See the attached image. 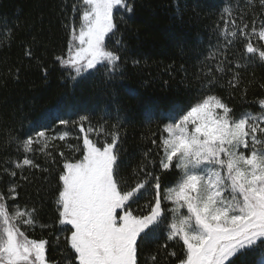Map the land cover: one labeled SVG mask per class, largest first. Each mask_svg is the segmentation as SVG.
Wrapping results in <instances>:
<instances>
[{
	"label": "snow or ice",
	"instance_id": "obj_1",
	"mask_svg": "<svg viewBox=\"0 0 264 264\" xmlns=\"http://www.w3.org/2000/svg\"><path fill=\"white\" fill-rule=\"evenodd\" d=\"M252 2L247 0L249 7ZM258 3L260 12L250 18L240 8L236 15L230 7L223 10L228 17H221L225 43L212 53L220 56L215 70L202 72L199 94L190 103L161 114L169 122L150 130L148 137L155 152L148 149L127 179L118 151L119 110L117 123L95 127L87 115L73 120L54 112L49 118L59 127H42L23 141L6 138L5 144L17 142L24 156L3 169L10 177L19 172L22 183L12 181L6 191H0V264H61L48 256L49 249L61 243L63 264H233L231 258L238 254L264 248V98L258 100L259 114H237L214 91L225 76L231 77L226 81L229 87L239 86L240 73L234 67L241 64L225 54L232 38L246 41V63H254L253 56L264 63V44L256 46L252 40L264 41V0ZM121 6L132 11L126 0H82L72 5L73 13H82L79 24L73 19L65 25L70 36L67 51L56 57L70 70V79L78 81L100 68L109 81L122 74L121 41L113 49L106 45V38L118 27L114 9L119 11ZM10 34L8 30L6 35ZM25 54L33 55L30 48ZM153 118L149 110L146 119ZM72 129L83 134L82 145H67L79 158L66 157L57 143L66 142ZM93 133L95 139L90 138ZM53 151L63 160L55 188V217L51 225L40 227H52L54 239L30 238L26 229L37 226L40 209L17 203L20 187L29 181L24 170L51 174L34 156L43 154L46 162L56 164ZM149 194L143 207L133 209ZM162 231L164 242L159 243ZM172 241L181 242L180 254L170 250ZM148 243L156 247L142 262L143 246Z\"/></svg>",
	"mask_w": 264,
	"mask_h": 264
},
{
	"label": "trees",
	"instance_id": "obj_2",
	"mask_svg": "<svg viewBox=\"0 0 264 264\" xmlns=\"http://www.w3.org/2000/svg\"><path fill=\"white\" fill-rule=\"evenodd\" d=\"M126 2L132 11L129 13L123 7L119 11L114 9L118 27L115 34L106 39L109 49L116 47V41H121L122 74L109 81L103 75L104 69L100 68L73 81L70 72L60 66L56 57L66 54L70 36L65 25L75 19L78 27V16L82 13H73L72 5H80L82 0H0V191H6L12 181L22 183L19 172L17 177L3 173L4 168L11 167V161L24 156L17 142L6 145V138L10 135L23 141L42 127H59L49 118L54 112H59L61 118L73 120L79 115H87L95 127L105 122L108 126L117 123L119 110L122 119L118 151L124 161L123 175L127 179L148 149L155 152L148 137L150 130L155 132L169 122L162 119L161 114L169 113L175 105L190 103L199 94L202 72L208 68L215 70L220 56L212 53L225 43L221 37L224 27L221 17H228L223 10L230 7L236 15V9L240 8L249 18L251 13L260 12L258 0H253L251 7L247 0ZM260 19L257 18V23ZM8 30H11L10 35H6ZM229 31H232L230 26ZM232 40L225 54L234 64L236 61L241 64L238 69L234 67V71L240 73L239 86L229 87L226 81L231 77L225 76L214 91L237 114L244 111L259 114L258 100L264 98L261 87L264 85V63L258 56L252 57L254 63H246L247 54L243 51L246 41L240 36ZM252 40L256 46L264 44L258 37H252ZM29 48L31 57L25 54ZM44 69H47L46 73ZM203 82L207 83L206 80ZM149 110L154 113L151 121L146 119ZM82 136L78 129H72L66 142H57L59 150L64 151L66 157L79 158L80 154L70 151L67 145H82ZM90 137L96 138L94 133ZM53 155L57 157L56 164L50 160L46 162L43 154L34 156L37 163L51 170V174L37 169L24 170L29 181L20 187L17 203L40 209L37 226L26 229L30 238L54 239L50 235L54 232L52 227L43 230L40 227V224L51 225L55 217V188L63 160L58 151H53ZM147 198L150 194L142 196L132 205L133 209L143 207ZM58 234L63 237L66 233ZM163 242L162 231L159 243ZM155 247L153 243L143 246L142 262ZM169 248L180 254L182 244L172 241ZM64 255L62 243L48 251V256L61 264ZM231 259L233 264H260L264 260V248L258 247Z\"/></svg>",
	"mask_w": 264,
	"mask_h": 264
},
{
	"label": "rangeland",
	"instance_id": "obj_3",
	"mask_svg": "<svg viewBox=\"0 0 264 264\" xmlns=\"http://www.w3.org/2000/svg\"><path fill=\"white\" fill-rule=\"evenodd\" d=\"M122 7V6H121ZM108 38V37H107ZM106 38V39H107ZM60 66L62 67V68H64L65 70H67L68 72H70V70L69 69H67V68H65V67H63L61 64H60ZM91 138V137H90ZM182 211H185V210H182Z\"/></svg>",
	"mask_w": 264,
	"mask_h": 264
}]
</instances>
